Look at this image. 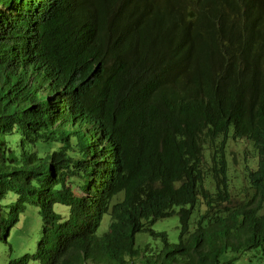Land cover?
Instances as JSON below:
<instances>
[{
    "label": "trees",
    "instance_id": "16d2710c",
    "mask_svg": "<svg viewBox=\"0 0 264 264\" xmlns=\"http://www.w3.org/2000/svg\"><path fill=\"white\" fill-rule=\"evenodd\" d=\"M232 139L255 155L230 206ZM263 203L264 0H0L6 264H264ZM174 213L172 243L152 224Z\"/></svg>",
    "mask_w": 264,
    "mask_h": 264
},
{
    "label": "rangeland",
    "instance_id": "374dc122",
    "mask_svg": "<svg viewBox=\"0 0 264 264\" xmlns=\"http://www.w3.org/2000/svg\"><path fill=\"white\" fill-rule=\"evenodd\" d=\"M191 2L186 1L185 7H188L186 9L187 12H190V10L193 12L191 17L192 19L196 14L194 13L193 9L190 8L193 4V1ZM226 11H228V8L226 9ZM232 15L233 14H231L230 17ZM254 155L255 152L252 145L246 140L236 141L232 139L227 144L226 159L229 163L228 176L230 179L229 182L232 190L231 197H233V199H231V201L228 203V205L230 206L241 204V200L248 197L253 192L247 187V189H244L242 180H246L248 176L247 165H249L251 161H254ZM119 195L122 196V192H120ZM201 208L202 205H197L195 207L192 220H194L195 217L199 214ZM54 209L61 211L64 214H66L67 212V207L61 204H54ZM262 211L264 212V203ZM108 223L109 215L104 214L98 232L100 233L102 230H105ZM40 228L41 223L37 208L32 205H28L25 211L20 214L17 226L13 227L11 230L10 242L13 245V252L11 255L18 256L23 252V250L19 249L17 245L19 238H27L28 240H33L34 242L39 236ZM152 228L156 231H166L168 233L169 241L172 243L179 241L180 222L179 215H177L176 213L157 219L152 224ZM135 241L140 247H144L147 243H151L153 246L160 245L162 243V239L160 237H155L148 232H137L135 234ZM9 254L10 252L7 250V248L0 244V264H6ZM249 257H251V253L243 254L242 259L247 260Z\"/></svg>",
    "mask_w": 264,
    "mask_h": 264
},
{
    "label": "clouds",
    "instance_id": "9594fccd",
    "mask_svg": "<svg viewBox=\"0 0 264 264\" xmlns=\"http://www.w3.org/2000/svg\"><path fill=\"white\" fill-rule=\"evenodd\" d=\"M191 11V10H190ZM192 12V11H191ZM187 14H188V16H189V12H187ZM192 14H193V12H192ZM190 18L192 17V16H189Z\"/></svg>",
    "mask_w": 264,
    "mask_h": 264
},
{
    "label": "water",
    "instance_id": "95a60500",
    "mask_svg": "<svg viewBox=\"0 0 264 264\" xmlns=\"http://www.w3.org/2000/svg\"><path fill=\"white\" fill-rule=\"evenodd\" d=\"M189 16H192V12L191 11L189 12Z\"/></svg>",
    "mask_w": 264,
    "mask_h": 264
}]
</instances>
